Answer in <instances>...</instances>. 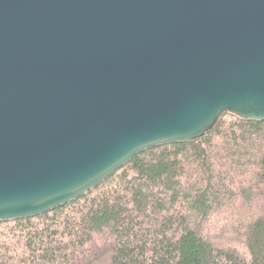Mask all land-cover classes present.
I'll list each match as a JSON object with an SVG mask.
<instances>
[{
    "label": "water",
    "instance_id": "95a60500",
    "mask_svg": "<svg viewBox=\"0 0 264 264\" xmlns=\"http://www.w3.org/2000/svg\"><path fill=\"white\" fill-rule=\"evenodd\" d=\"M225 113L264 121V0H0V222Z\"/></svg>",
    "mask_w": 264,
    "mask_h": 264
},
{
    "label": "trees",
    "instance_id": "16d2710c",
    "mask_svg": "<svg viewBox=\"0 0 264 264\" xmlns=\"http://www.w3.org/2000/svg\"><path fill=\"white\" fill-rule=\"evenodd\" d=\"M0 264H264V121L225 113L61 207L0 222Z\"/></svg>",
    "mask_w": 264,
    "mask_h": 264
}]
</instances>
